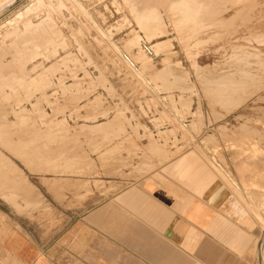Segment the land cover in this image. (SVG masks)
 I'll use <instances>...</instances> for the list:
<instances>
[{"label":"rangeland","instance_id":"374dc122","mask_svg":"<svg viewBox=\"0 0 264 264\" xmlns=\"http://www.w3.org/2000/svg\"><path fill=\"white\" fill-rule=\"evenodd\" d=\"M6 1L0 232L47 238L181 156L208 160L247 203L210 160L264 159V0ZM251 174L242 191L262 230L264 172Z\"/></svg>","mask_w":264,"mask_h":264},{"label":"crops","instance_id":"0c3cea01","mask_svg":"<svg viewBox=\"0 0 264 264\" xmlns=\"http://www.w3.org/2000/svg\"><path fill=\"white\" fill-rule=\"evenodd\" d=\"M200 161L174 158L91 199L47 238L11 224L0 232V264H261L264 227L248 211L254 195L242 191V182L253 170L264 172V159L211 157L247 203L208 160Z\"/></svg>","mask_w":264,"mask_h":264},{"label":"bare ground","instance_id":"6f19581e","mask_svg":"<svg viewBox=\"0 0 264 264\" xmlns=\"http://www.w3.org/2000/svg\"><path fill=\"white\" fill-rule=\"evenodd\" d=\"M12 1H13V0H7V1H6V4L11 3ZM35 1H36V0H35ZM38 1H40V0H38ZM58 1H59V3H63V4H64V1H60V0H58ZM65 1H67V3L73 5V7H76V8H77L78 6H79V7H80V6H83L82 3H81L79 0H65ZM208 1H209V0H207V2H208ZM40 2H41V1H40ZM4 3H5V2H4ZM49 3H50V2H49ZM204 3L207 5L206 2H204ZM201 4H202V3H201ZM201 4H200V5H201ZM209 4H210V3H209ZM4 5H5V4H4ZM200 5H199V7H200ZM2 6H3V4H2ZM187 6H188V7H186V8H190V7H189L190 4L187 5ZM197 6H198V5H197ZM197 6H195V7H197ZM193 7H194V5L191 6L192 9H193ZM199 7L196 8L197 11H198ZM30 8H31V5H30V6H26V7H24V10L19 11V12L15 13V14L13 15L14 19H12V20H15V19H18V20H19V19L23 18V16L26 14V12H27L28 10H30ZM80 8H81V7H80ZM83 8H84V7H83ZM191 8H190V9H191ZM0 9H1V7H0ZM190 9H188V10H190ZM192 9L190 10V12H192L193 17H192V15H190L189 17L187 16V18H190V17H191V20H194V18H195L194 16H196L197 13L199 14V11H201V9H199L198 12H193V11H196V10H195V8H194V10H192ZM207 9H208V8H207ZM210 9H211V8H210ZM82 10H83V9H82ZM185 11H186V13H184V14L190 13V12L187 11V10H185ZM185 11H184V12H185ZM202 11H203V9H202ZM209 11H210V10H209ZM194 13H196V14L194 15ZM203 13H204V12H203ZM187 15H189V14H187ZM199 15H200V14H199ZM199 15H198V17H200ZM201 15H202V14H201ZM212 15H213V14H212ZM203 16H204V15H203ZM184 17H186V15H184L183 18H184ZM198 17L196 16V19H195L196 22H197V18H198ZM192 18H193V19H192ZM184 19H185V18H184ZM140 20L142 21L143 25L146 27L147 24H146L145 21H144L145 19H144L143 17H141ZM185 20H186V19H185ZM187 20H190V19H187ZM195 20H194V21H195ZM198 20L200 21V19H198ZM6 21H7V20H6ZM199 21H198V22H199ZM14 22H15V21H14ZM186 22H187V21H186ZM2 24H3V23H2ZM7 24H8V23H7ZM93 24H94V23H93ZM145 24H146V25H145ZM95 26H96V24H95ZM147 30H149V32L152 31V30H150V29H147ZM152 33H153V32H152ZM114 46H115V45H114ZM147 47H148V46H147ZM151 49H152L153 51H152ZM118 50H119V49H118ZM146 50H147V49H146ZM150 50L152 51V54L155 56V50L153 49V47H150ZM149 53H150V52H149ZM242 190H243V189H242ZM241 193H242V192H241ZM261 240H262V239H260V241H261ZM260 252H261V246H260V244H259V245H258V256H259V253H260ZM260 255H262V254H260ZM259 257H260V256H259ZM259 257H257V258H259ZM255 263H257V260H256Z\"/></svg>","mask_w":264,"mask_h":264}]
</instances>
